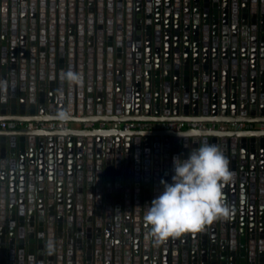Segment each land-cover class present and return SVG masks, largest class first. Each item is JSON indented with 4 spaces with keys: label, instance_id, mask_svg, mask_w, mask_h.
I'll return each instance as SVG.
<instances>
[{
    "label": "water",
    "instance_id": "1",
    "mask_svg": "<svg viewBox=\"0 0 264 264\" xmlns=\"http://www.w3.org/2000/svg\"><path fill=\"white\" fill-rule=\"evenodd\" d=\"M0 122L26 125L0 129V264H264V130L220 127L264 123V0H0ZM204 141L230 214L158 241L149 204Z\"/></svg>",
    "mask_w": 264,
    "mask_h": 264
},
{
    "label": "clouds",
    "instance_id": "2",
    "mask_svg": "<svg viewBox=\"0 0 264 264\" xmlns=\"http://www.w3.org/2000/svg\"><path fill=\"white\" fill-rule=\"evenodd\" d=\"M68 80L78 74L65 72ZM227 157L216 143L199 146L172 157L170 180L161 179V188L147 209L145 220L159 241L188 231H198L222 216L230 214L222 189L234 179Z\"/></svg>",
    "mask_w": 264,
    "mask_h": 264
},
{
    "label": "built area",
    "instance_id": "3",
    "mask_svg": "<svg viewBox=\"0 0 264 264\" xmlns=\"http://www.w3.org/2000/svg\"><path fill=\"white\" fill-rule=\"evenodd\" d=\"M23 123L20 122H0V129H18L23 126ZM93 125V124H90ZM104 125V124H103ZM29 128H42L48 130H57V129H65L67 124L64 122H35L27 125ZM219 127V125L215 123H201V122H151V121H138V122H127L123 125L125 131L129 130H184L191 128L198 129H213ZM222 129H255L260 128L264 130V123H230V124H222L220 125Z\"/></svg>",
    "mask_w": 264,
    "mask_h": 264
},
{
    "label": "crops",
    "instance_id": "4",
    "mask_svg": "<svg viewBox=\"0 0 264 264\" xmlns=\"http://www.w3.org/2000/svg\"><path fill=\"white\" fill-rule=\"evenodd\" d=\"M25 126H26V125H23V126H21V127H25ZM85 127H86V128H93V126L90 125V124H86ZM95 127H99V128H113V127H115V125H114V124H107V125L98 124V125H96ZM257 128H258V127H257Z\"/></svg>",
    "mask_w": 264,
    "mask_h": 264
}]
</instances>
